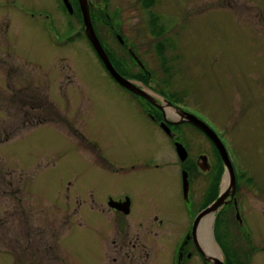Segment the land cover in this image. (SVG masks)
Masks as SVG:
<instances>
[{
	"label": "rangeland",
	"instance_id": "rangeland-1",
	"mask_svg": "<svg viewBox=\"0 0 264 264\" xmlns=\"http://www.w3.org/2000/svg\"><path fill=\"white\" fill-rule=\"evenodd\" d=\"M140 1L106 0L113 18L96 31L102 48L119 75L149 95L165 93L219 135L237 169L238 197L253 235L249 243L232 206L222 208L212 217V254L229 263L217 242L223 221L221 232L232 239L237 257L253 254L252 264H264V0H152L148 9ZM89 2L93 22L105 0ZM60 7V0H0V264H114L109 244H124L126 233L136 234L140 246L131 252L135 258L123 257L116 246L123 259L117 264H172L182 231H192L193 208L211 202L215 195L207 193L216 189L205 188L206 181L201 187V173L184 172L193 186L185 220L178 167L195 163L202 171V157L209 171L219 164L223 191V162L191 124L175 128L177 115L165 107L163 115L174 121L190 155L179 162L161 125L141 108L149 106L108 79L80 34L81 17ZM112 25L135 46L150 77L134 75L128 61H114L123 59V50L112 39ZM25 96H45L51 108L31 111L23 107ZM25 112L50 121L30 126ZM97 149L120 169H110ZM141 158L158 168L143 166ZM123 192L133 200L125 220L103 200ZM154 217H162V225ZM191 231L183 254L194 252ZM194 258L188 264H200Z\"/></svg>",
	"mask_w": 264,
	"mask_h": 264
},
{
	"label": "flooded vegetation",
	"instance_id": "flooded-vegetation-1",
	"mask_svg": "<svg viewBox=\"0 0 264 264\" xmlns=\"http://www.w3.org/2000/svg\"><path fill=\"white\" fill-rule=\"evenodd\" d=\"M60 3H61V0H60ZM62 6V4H61ZM73 7V10H74V13H75V8L76 6L72 5ZM64 8V7H63ZM50 29H53L51 28V26L49 27ZM55 31V29H54ZM114 32V29L113 27H110V32ZM56 32V31H55ZM117 36H120L119 34L117 35V33L115 34L114 33V36L112 37V39L114 38V40L119 43L123 48L125 46V51L126 53L129 55V57L132 59V61L139 67V70H141L143 73L146 72V70H144V67L145 65L138 59L137 55H136V49H135V46H133L131 43L129 44L128 41L124 38H121L122 40V44L121 42L117 39ZM124 43V44H123ZM130 46H129V45ZM94 53V52H93ZM96 57V56H95ZM144 66V67H143ZM147 69V68H146ZM148 70V69H147ZM116 71V70H115ZM117 72V71H116ZM118 73V72H117ZM121 75V73H120ZM123 78L127 79L123 73L122 75ZM148 76L150 77V74H148ZM107 77L108 79L112 82H114V84L119 87L120 89H122L121 91L123 93H128L129 95H134L135 97H137L140 102L142 100L140 96H138L137 94L135 93H132L131 91L127 90L126 88L120 86L117 82H115L108 74H107ZM129 80V79H128ZM131 81V80H130ZM135 84V86L137 88H140L141 90H143V88L141 87V85H138L136 82H133ZM154 93V92H153ZM159 93L156 92V94H151L150 96L154 97L155 98V101L156 103L159 102L158 99L160 100H165L163 99L160 95H158ZM143 99V98H142ZM166 101V100H165ZM172 107V108H177V106H175V104H173L170 100L167 101ZM142 103V102H141ZM146 103V102H145ZM149 103V102H148ZM143 104V103H142ZM159 104H161V102H159ZM144 105V104H143ZM150 105V106H149ZM149 110H145L143 106H141V108L145 111V113L149 116H151L157 123H159L162 127V124L166 125V127L173 133V134H176V141H173L171 136L170 135H167V133L164 131L163 127V132H165V138L166 140L168 141V143L171 145L172 149H173V153H176V150H175V142H179L183 145L184 141L182 139V135H180L178 132H176L175 128H178V126L182 123H178L177 127L174 128V124H172V122L174 121H171V120H167L166 117L163 115V109H160L158 107H156L155 105H152L151 103H149ZM163 107V106H162ZM151 110V111H150ZM180 110V109H179ZM163 112V113H162ZM175 124H176V121H175ZM180 128V127H179ZM179 134V135H178ZM185 145V143H184ZM183 145V147H184ZM185 148V147H184ZM186 150V149H185ZM188 150V149H187ZM186 150V152H187ZM175 151V152H174ZM97 152L99 153V156L101 157L102 161L104 163H106L107 165L109 164V168L112 169V170H119L120 169V165L118 163H116V161H112L108 156H106L103 152L100 151V149H97ZM190 155H188V152H187V158L189 157ZM178 158V157H177ZM186 158V160H187ZM208 160H209V157L207 156ZM142 159V158H141ZM140 159V160H141ZM144 160H146L145 164L143 166L145 167H152L154 165L153 162H151L149 159H145L143 158L141 160V162H143ZM179 160V159H178ZM185 160V161H186ZM184 161V162H185ZM179 162H181L179 160ZM183 163V162H181ZM211 167L213 166L212 163H210ZM111 166V167H110ZM167 166V165H166ZM191 167H182V169L180 170L178 167V172L177 170L175 171V173L177 172L178 176H179V182H178V195H177V200L182 208V211L183 213L185 214V220H186V217L189 218V214L192 210V190H193V186H192V180H190V178L188 179V194H187V197H185L184 195V190H183V185H182V173H187L190 169H192V171H197L199 172V174L197 176H200V173L202 174L200 177L198 178H203L204 180L202 181V184H201V187L202 185L204 184V182L206 181V185H205V188L210 187L211 184H213L216 189L212 192H208L207 194L209 195H215V198H213V200L211 202H205L204 204L202 205H197V209L194 210L193 208V213L195 214V217L202 211L204 210L205 208H207L208 206L212 205L216 199L218 198V196L222 193V190H221V182L220 180H218V178H220V171H219V168H220V165L219 164H216L214 163V169H213V172L212 170L209 171V167L207 164H203L201 166V169L202 171H200L198 169V167L196 166V164H192L190 165ZM153 167L155 168H158V165L155 164ZM189 168V169H188ZM209 171V172H208ZM180 172V173H179ZM208 172V173H206ZM77 174V172H76ZM188 174V173H187ZM189 176V175H188ZM181 177V178H180ZM234 191H233V194L231 196H228L229 198H233L232 200H229V198L227 197L225 199V204L218 210V212H216L214 215H212V217L214 216H219L220 215V212H221V209L222 208H226V207H231V210H232V215H233V218L235 219V221L238 223V225L240 226L241 230L246 234L247 238L249 239V241L252 243V231L248 225V222H247V219H246V212L244 211V207H243V200L240 201V197H238L239 193H238V190L237 189H241V186H239L237 183L234 187ZM103 200H104V203L110 205V206H114L117 208V210H121L120 212H122V214L120 212L117 213V217H121L125 220V218H127V216H131L133 214V200L130 196V193L128 192H123V193H119V195L117 197H114L112 195H108L106 197V194H104V197H103ZM79 203V202H78ZM80 206V203L78 205V208ZM237 207L239 208V211H240V214H241V218L243 220V225L240 224V222L238 221V218H237ZM113 211V210H112ZM163 218L162 217H154L153 218V221L155 222V224L157 225L158 223L160 225H162L163 223ZM124 222V221H123ZM108 223L110 224V222L108 221ZM120 226L119 227H122L121 225L123 224H119ZM129 226H131L130 224H128ZM142 226V224H140ZM133 226H131L132 228ZM135 227V226H134ZM136 228V227H135ZM147 228V227H146ZM199 228V226H198ZM197 228V229H198ZM111 230V224H110V229ZM108 230V231H109ZM191 229L189 226H186L184 228V230L182 231L181 233V241L178 243L177 245V248H176V251H174V258H173V262L172 264H188V262H190L191 259H193L194 257H198L199 260V263L200 264H210V263H206L203 256L200 254V252L197 250L196 248V244L194 243V240H193V237H192V248H193V253L189 251H187L185 254H183V251L184 249H186V247H188V239H189V233H190ZM120 232L121 233H124L125 232V229L122 227L120 229ZM192 233V231H191ZM110 234V233H109ZM109 234L107 235V239H108V236ZM193 236V235H192ZM123 240H124V244L123 242L121 241V244L117 246V244L115 243V241H112L110 242V246H112V249L111 251L114 252L117 256H112L111 257V260L110 262L111 263H114V264H117L120 260L123 261L122 258H120V254L118 255V253L116 252V246L119 248V250H121L122 253V256L123 257H126V258H129V257H133L135 258V255L134 253L131 254V252H133V250L137 249L140 245H138L139 243V238L137 237L136 234H129V233H126L125 236H123ZM187 244V245H186ZM109 245L107 243V247L109 249ZM129 246L130 248V252L127 251V249H123V246ZM231 248L233 249L232 245H231ZM234 250V249H233ZM120 252V253H121ZM223 252V250H222ZM108 253V250L106 249L104 251V256L105 254ZM235 251H232L230 252L229 254H227V258L229 260V263H227L225 260H222V257H220L219 255H216L215 256H218L220 258V260L224 263V264H240L241 259H239L237 257V255H235ZM131 255V256H130ZM224 255V253H223ZM226 255V254H225ZM224 255V256H225ZM247 256V255H246ZM195 259V258H194ZM253 257L248 258V263L247 264H252L253 263ZM56 260V259H55ZM107 262V260H106Z\"/></svg>",
	"mask_w": 264,
	"mask_h": 264
},
{
	"label": "water",
	"instance_id": "water-1",
	"mask_svg": "<svg viewBox=\"0 0 264 264\" xmlns=\"http://www.w3.org/2000/svg\"><path fill=\"white\" fill-rule=\"evenodd\" d=\"M62 2H63L65 9L68 11V13L72 14L73 13L72 4L69 3L67 0H62ZM77 4L79 7L81 21L83 24L82 26H83L84 35H85L87 41L89 42L92 50L94 51L96 56L100 59L104 69L109 74V76L115 82H117L120 86L126 88L127 90L131 91L132 93L137 94L141 98L148 100L149 102H151L156 107L163 109V110L165 107H168L169 111L173 110L175 112V115H177V118H178L176 120V124H178V123L191 124L192 126L197 128L200 132H202L210 140V142L213 144V146L217 150V152H218V154H219V156L223 162L224 169L226 171V176H227V180L225 182L226 189H224L222 191V193L218 196V198L216 199V201L212 205H210L207 208H205L204 210H202L196 216V218L193 222L194 225L192 227V235H193L192 237H193L194 243L196 244L197 250L203 256L206 263L224 264L218 256H215L214 254L208 252V250L201 245V243L199 241V237H198V231H197V228H198L199 224L201 223V221L203 219H205L206 217H208L210 215H214L216 212H218V210L225 204V202H224L225 199L228 196H231L233 194V191H234V187H235L234 173L232 171V168H231V165L229 162V158H228V155L226 153V150H225L223 144L221 143L219 138L216 136V134L200 119L196 118L195 116H193L191 114L183 112L182 110L170 107L171 105L165 100L158 99V101L161 102V104H159V102L156 103L154 97L145 93L140 88H137L132 81L125 79L122 76H120L115 71V69L112 67V65H111L106 53L104 52L102 45H101V43H100V41L96 35V32L94 30V27H93V24L91 21V16H90L89 7L91 6V4H90L89 0H78ZM117 39L120 42H122L120 36H117ZM162 127H163L164 131L167 133V135H170L172 140L176 141V136H175L176 134H173L164 124H162ZM175 150H176V155H177L178 159L181 162H184L187 158V152H186L185 148L183 147V145L179 142H175ZM203 164H206V159L204 157L201 158V166ZM182 185H183L184 195H185V197H187L188 179H187V175L185 173H182Z\"/></svg>",
	"mask_w": 264,
	"mask_h": 264
},
{
	"label": "trees",
	"instance_id": "trees-1",
	"mask_svg": "<svg viewBox=\"0 0 264 264\" xmlns=\"http://www.w3.org/2000/svg\"><path fill=\"white\" fill-rule=\"evenodd\" d=\"M152 3V0H141L140 1V7H142V8H144V9H148V7L150 6V4ZM74 4H77L76 2H74ZM73 5V4H72ZM61 8V10L62 11H64V12H66L65 10H64V8H63V6H61L60 7ZM107 13L109 14V12H108V3L106 2V0H105V2H104V4H103V6H102V9H101V13H97V12H93L92 13V17H93V22H92V24H93V27H94V30H95V32L96 31H98L99 30V25H101V23H103V24H105V25H107V26H109L110 24H111V22H112V18H113V15H107ZM75 15H76V17L77 18H79V17H81L80 16V14H79V10L77 9V8H75ZM80 19V18H79ZM151 22L152 23H156V21H154L153 19L151 20ZM79 23H82L80 20H79ZM112 27H113V29H114V33L116 34L117 33V35L120 33V31L118 32V29H119V26L118 25H116V26H113L112 25ZM81 33L80 34H82L84 37H85V35H84V32H82V31H80ZM121 34V33H120ZM97 35V34H96ZM68 39V38H67ZM114 39V38H113ZM115 41V40H114ZM89 46H90V44H89ZM161 46L162 45H159L158 47V49H156V50H158L160 53H161V51H160V49H161ZM121 48H122V50H123V53H122V55H123V59L122 58H120V59H117V60H114V61H116V62H118V64H123V62H129V64L131 65V66H133L134 68H136L137 69V71H135V73H134V75H138V73L137 72H139L141 75H148L149 74V72H148V70L146 69V66L144 67V70H146V72L145 73H143L141 70H139V67H137L136 66V64L132 61V59L129 57V55L126 53V51H125V49L122 47V46H120ZM90 48H91V46H90ZM92 49V48H91ZM126 54V55H125ZM94 55H95V53H94ZM96 56V55H95ZM96 59H97V62H98V64L100 65V67L102 68V70L105 72V74L107 75V72H106V70L104 69V67H103V65H102V63H101V61H100V59L96 56ZM135 77V76H134ZM38 92H40V91H38ZM155 92H158L159 94L158 95H160L163 99H165V100H169L168 98H169V96L168 95H166L165 93H163V92H161V91H155ZM128 94V93H127ZM129 95V94H128ZM129 96H133V97H135L134 95H129ZM45 97V96H44ZM44 97H42V98H40V96H39V98H38V100L39 101H34V99L30 96L28 99H27V97L25 96L23 99H25L24 101H23V107L25 106V107H29V109L31 110V111H34V110H37V111H39V112H41V110L43 111L44 109H49V108H51L47 103H46V97L44 98ZM137 98V97H136ZM138 99V98H137ZM140 100H142L141 102L143 103V104H145V105H149V103H148V101L147 100H145V99H140ZM139 101V100H138ZM140 102V101H139ZM140 102V103H141ZM146 102V103H145ZM150 106V105H149ZM25 114H27V115H30V120L28 121V124L30 125V126H36V125H42V124H44V123H47L48 121H50V117H48L47 115H40V114H38L37 116H35V115H32L31 116V112H25ZM178 127H180V126H178ZM194 127V126H193ZM195 128V127H194ZM195 129H197V128H195ZM198 130V129H197ZM222 223H223V221L222 222H220V232L218 233V236L220 237V238H217V242L219 243V246L221 247V249L223 250V253H224V255L226 254H229L230 252H232V251H234L232 248H231V243H233V241H231L232 239H230V237H229V235L227 234V232H225V231H222L221 232V228H227L226 226H222ZM242 231V230H241ZM243 232V231H242ZM245 234V233H244ZM245 236H246V234H245ZM246 239H247V236H246ZM247 241L249 242V243H251L250 241H249V239H247ZM236 255V254H235ZM251 257H253V254H249V255H247L245 258H244V260L242 261V262H240V264H247L248 263V258H250L251 259Z\"/></svg>",
	"mask_w": 264,
	"mask_h": 264
},
{
	"label": "bare ground",
	"instance_id": "bare-ground-1",
	"mask_svg": "<svg viewBox=\"0 0 264 264\" xmlns=\"http://www.w3.org/2000/svg\"><path fill=\"white\" fill-rule=\"evenodd\" d=\"M169 114V113H168ZM169 115H172L171 113ZM226 176V174H225ZM211 223H212V215L206 217L201 221L198 228V237L201 245L205 247L208 252L216 253V248L213 246L211 239Z\"/></svg>",
	"mask_w": 264,
	"mask_h": 264
}]
</instances>
